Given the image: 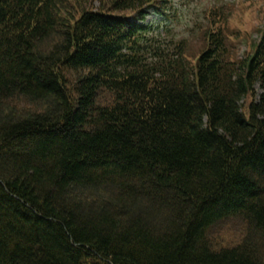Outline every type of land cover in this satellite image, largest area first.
Wrapping results in <instances>:
<instances>
[{
	"label": "trees",
	"instance_id": "16d2710c",
	"mask_svg": "<svg viewBox=\"0 0 264 264\" xmlns=\"http://www.w3.org/2000/svg\"><path fill=\"white\" fill-rule=\"evenodd\" d=\"M95 1L0 0V264H264V32Z\"/></svg>",
	"mask_w": 264,
	"mask_h": 264
},
{
	"label": "rangeland",
	"instance_id": "374dc122",
	"mask_svg": "<svg viewBox=\"0 0 264 264\" xmlns=\"http://www.w3.org/2000/svg\"><path fill=\"white\" fill-rule=\"evenodd\" d=\"M171 1L170 5L174 6L176 17L170 21H167L171 31L164 34L167 41L174 38L176 42L188 41L189 53L192 54V50L197 52L196 49L202 48V35L207 27L206 15L210 8H221L223 16H228L227 22L228 33L232 34L234 40L228 41V46L235 57L240 59L244 58L247 54L246 39H243L241 34L245 28H250V32L253 34V40L258 38L255 26L261 24L264 25V0H168ZM96 6L99 7V1H95ZM126 15L135 14L134 12L125 13ZM132 20V18H131ZM147 22H161L162 19L157 15H150ZM260 26V25H259ZM258 26V27H259ZM264 30V29H263ZM241 34V36H240ZM258 94L262 93L259 86L256 87ZM228 229H216L213 231L214 235L223 234L219 237L217 242L223 243H235L238 236L241 234L237 232V224H232V227L228 226ZM233 228V229H232ZM226 239V240H225Z\"/></svg>",
	"mask_w": 264,
	"mask_h": 264
},
{
	"label": "bare ground",
	"instance_id": "6f19581e",
	"mask_svg": "<svg viewBox=\"0 0 264 264\" xmlns=\"http://www.w3.org/2000/svg\"><path fill=\"white\" fill-rule=\"evenodd\" d=\"M56 8V7H55Z\"/></svg>",
	"mask_w": 264,
	"mask_h": 264
}]
</instances>
